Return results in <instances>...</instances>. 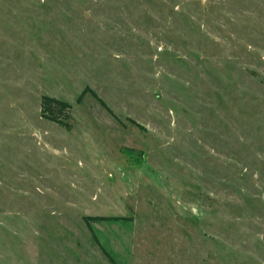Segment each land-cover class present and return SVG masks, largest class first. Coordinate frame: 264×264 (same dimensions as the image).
Masks as SVG:
<instances>
[{
  "label": "rangeland",
  "instance_id": "obj_1",
  "mask_svg": "<svg viewBox=\"0 0 264 264\" xmlns=\"http://www.w3.org/2000/svg\"><path fill=\"white\" fill-rule=\"evenodd\" d=\"M0 264H264V0H0Z\"/></svg>",
  "mask_w": 264,
  "mask_h": 264
},
{
  "label": "trees",
  "instance_id": "obj_2",
  "mask_svg": "<svg viewBox=\"0 0 264 264\" xmlns=\"http://www.w3.org/2000/svg\"><path fill=\"white\" fill-rule=\"evenodd\" d=\"M86 93H91L96 99L99 100V102L102 104V106L110 111L111 110L106 106V104L97 97V95L90 89L86 88L85 91L81 94L79 97V101L82 99L83 95ZM41 116L44 117L45 119H48L50 121L56 122L59 125L67 128L69 124L66 122L65 118L63 116L68 115L69 109H70V104L67 102H64L62 100L52 98L49 96H43L41 99ZM65 114V115H64ZM112 218H103V217H85V221H101V220H109ZM106 253V252H105ZM107 254V253H106Z\"/></svg>",
  "mask_w": 264,
  "mask_h": 264
}]
</instances>
